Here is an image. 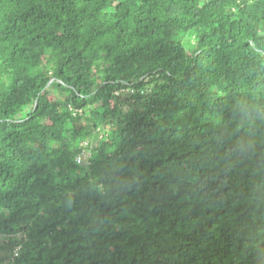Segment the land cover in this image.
Returning <instances> with one entry per match:
<instances>
[{"label":"trees","instance_id":"16d2710c","mask_svg":"<svg viewBox=\"0 0 264 264\" xmlns=\"http://www.w3.org/2000/svg\"><path fill=\"white\" fill-rule=\"evenodd\" d=\"M0 264H264V0H0Z\"/></svg>","mask_w":264,"mask_h":264},{"label":"built area","instance_id":"2783aa9c","mask_svg":"<svg viewBox=\"0 0 264 264\" xmlns=\"http://www.w3.org/2000/svg\"><path fill=\"white\" fill-rule=\"evenodd\" d=\"M89 155H90V152L88 150H84L77 155L76 160L78 163H82V162L86 161V159Z\"/></svg>","mask_w":264,"mask_h":264},{"label":"rangeland","instance_id":"374dc122","mask_svg":"<svg viewBox=\"0 0 264 264\" xmlns=\"http://www.w3.org/2000/svg\"><path fill=\"white\" fill-rule=\"evenodd\" d=\"M187 36H185V38H186ZM24 111L26 112V111H28V109H24ZM83 163V162H82Z\"/></svg>","mask_w":264,"mask_h":264}]
</instances>
